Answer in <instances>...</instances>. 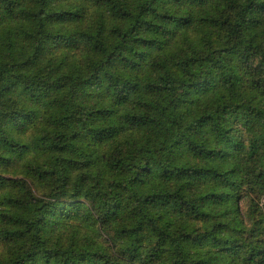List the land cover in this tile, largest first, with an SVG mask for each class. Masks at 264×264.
<instances>
[{
    "label": "clouds",
    "instance_id": "9594fccd",
    "mask_svg": "<svg viewBox=\"0 0 264 264\" xmlns=\"http://www.w3.org/2000/svg\"><path fill=\"white\" fill-rule=\"evenodd\" d=\"M0 264H264V0H0Z\"/></svg>",
    "mask_w": 264,
    "mask_h": 264
}]
</instances>
